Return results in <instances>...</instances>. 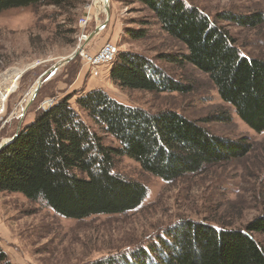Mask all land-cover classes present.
Segmentation results:
<instances>
[{
  "label": "rangeland",
  "instance_id": "1",
  "mask_svg": "<svg viewBox=\"0 0 264 264\" xmlns=\"http://www.w3.org/2000/svg\"><path fill=\"white\" fill-rule=\"evenodd\" d=\"M182 2L224 28L242 56L264 61V0ZM228 14H260L262 22L254 28L240 26L222 19ZM129 29L143 31L144 36L131 38L126 32ZM107 44L117 51L111 62L91 63ZM77 51L75 58L43 79L25 110L39 79ZM121 52L147 57L186 86V91L151 93L119 87L110 70ZM185 54V47L162 30L148 9L133 0H78L69 10L38 4L0 14V92L8 91L3 106L0 103V146L19 134L39 112L72 96L69 104L83 121L105 145L117 147L75 105L78 97L103 90L132 108L150 113L177 112L210 135L247 148L243 156L206 164L199 172L173 183L144 172L132 159L116 158L115 172L143 185L148 193L139 208L120 215L69 220L54 215L41 201L0 192V246L11 264H95L109 256L133 264L130 256L138 250L156 246L161 251L159 238L171 243L167 232L179 222L244 231L264 216V132L249 129L234 109L221 101L209 77L183 61ZM250 236L264 250V234ZM149 252L151 259L155 254Z\"/></svg>",
  "mask_w": 264,
  "mask_h": 264
},
{
  "label": "trees",
  "instance_id": "2",
  "mask_svg": "<svg viewBox=\"0 0 264 264\" xmlns=\"http://www.w3.org/2000/svg\"><path fill=\"white\" fill-rule=\"evenodd\" d=\"M78 0H0V14L9 9L38 4L69 10ZM148 9L163 31L180 42L182 56L206 74L225 104L253 132H264V61L242 56L228 32L182 0H133ZM240 26L256 27L260 14L248 17L223 16ZM131 38L144 32L126 31ZM168 58V56H167ZM173 62L174 59L169 57ZM110 75L119 87L151 93H181L177 83L147 57L121 52ZM62 98L39 112L16 139L0 151V192L19 193L30 201H41L54 215L69 220L112 216L136 210L147 198L138 182L114 170L115 159L127 157L141 169L173 183L186 174L199 172L206 164L243 156V144L210 135L196 123L174 111L150 113L119 103L103 90L92 91L75 101L100 131L117 143L103 139L83 121L80 113ZM224 119L222 114L221 120ZM156 246L138 250L133 264H264V250L250 236L264 234V216L241 230L179 222ZM151 255V254H150ZM0 264H11L0 246ZM95 264H128L117 256Z\"/></svg>",
  "mask_w": 264,
  "mask_h": 264
},
{
  "label": "built area",
  "instance_id": "3",
  "mask_svg": "<svg viewBox=\"0 0 264 264\" xmlns=\"http://www.w3.org/2000/svg\"><path fill=\"white\" fill-rule=\"evenodd\" d=\"M116 52L117 51L115 46H112L111 44H107L102 48L100 55L95 60H92L90 62L91 63L93 62L94 64L110 63L113 57L115 56ZM7 96H8V91L2 93L0 92V99L3 98L2 100H0V103H2L7 98Z\"/></svg>",
  "mask_w": 264,
  "mask_h": 264
},
{
  "label": "water",
  "instance_id": "4",
  "mask_svg": "<svg viewBox=\"0 0 264 264\" xmlns=\"http://www.w3.org/2000/svg\"><path fill=\"white\" fill-rule=\"evenodd\" d=\"M99 29H100V28H99ZM78 53H79V52L77 51V52H75L70 58H67L66 60H64V61H62V62H60V63H58L57 66H56V68H54L53 70H50L49 72H47V74H46L45 76H42V77L39 79V81H38L37 84H36V88H35V90H34V92H33V95H32V97L30 98L28 104H27L26 107H25V110L30 106L31 102H32L33 99L36 97L37 92H38L40 86L42 85L43 79H44V78L47 79L49 76H51V74H53V73L55 72V70H56L59 66H61V65H63V64H66V63H68L69 61H71L73 58H75V57L78 55ZM25 110H24V111H25ZM24 111H23V114L25 113ZM22 117H23V115H21V118H22ZM17 134H18V132H17V133H16V134H15L10 140H8L4 145L0 146V151H1L4 147H6V146L9 145L10 143H12V142L16 139Z\"/></svg>",
  "mask_w": 264,
  "mask_h": 264
},
{
  "label": "bare ground",
  "instance_id": "5",
  "mask_svg": "<svg viewBox=\"0 0 264 264\" xmlns=\"http://www.w3.org/2000/svg\"><path fill=\"white\" fill-rule=\"evenodd\" d=\"M100 3H101V2H100ZM105 4H106V3H104V6H106ZM2 99H3V98H2ZM2 99H0V100H2ZM0 108H1V105H0Z\"/></svg>",
  "mask_w": 264,
  "mask_h": 264
}]
</instances>
